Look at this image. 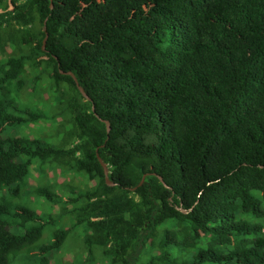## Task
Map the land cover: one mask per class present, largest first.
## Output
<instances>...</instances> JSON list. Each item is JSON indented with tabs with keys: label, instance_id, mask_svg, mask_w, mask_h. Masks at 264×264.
<instances>
[{
	"label": "trees",
	"instance_id": "1",
	"mask_svg": "<svg viewBox=\"0 0 264 264\" xmlns=\"http://www.w3.org/2000/svg\"><path fill=\"white\" fill-rule=\"evenodd\" d=\"M8 2L4 22L29 31L0 66V264L42 236L40 224L17 234L4 219L39 220L7 201L33 159L86 175L66 203L89 251L111 264H264V0ZM25 69L34 81L47 74L67 115L57 146L2 137L44 117L9 98ZM66 235L40 246L35 264H51Z\"/></svg>",
	"mask_w": 264,
	"mask_h": 264
},
{
	"label": "rangeland",
	"instance_id": "2",
	"mask_svg": "<svg viewBox=\"0 0 264 264\" xmlns=\"http://www.w3.org/2000/svg\"><path fill=\"white\" fill-rule=\"evenodd\" d=\"M8 0H0V66L4 65L9 56H14V49L19 43L20 37L29 31L27 27H17L15 24L4 22L3 15ZM26 53L28 45L20 46ZM17 56V55H16ZM29 75V76H28ZM26 79L22 89L18 90L15 83L8 86L9 98L19 108H27L31 112L41 111L44 117L37 123H23L21 125L6 127L2 137H22L24 139H39L52 146L62 142L64 131L68 125L67 115H58L61 106L58 104L50 90V80L46 73H42L37 81L30 78L28 70L25 69ZM21 118L27 115L19 111L9 109ZM18 161L26 160L25 156L17 157ZM51 161L41 162L38 159L32 160L29 174L19 188L18 196L8 197L7 201L21 205L33 210L39 220L23 222L22 219H13L10 215L4 219L15 225L13 232L20 234L25 229L35 224L42 225V236L36 242L32 252L22 250L9 258V264H35L36 253L40 246L52 241L53 235L59 230H67V235L62 245L48 252L51 264H111L110 257L102 253V249L93 246L91 251L84 243L86 228L83 225L74 226V220L69 211L71 206L66 201L73 197L74 188L83 189L88 185L86 175L82 173H65ZM38 188H47L57 195V198L49 199L45 194L37 192ZM13 213V208L9 210ZM35 254V255H34Z\"/></svg>",
	"mask_w": 264,
	"mask_h": 264
},
{
	"label": "water",
	"instance_id": "3",
	"mask_svg": "<svg viewBox=\"0 0 264 264\" xmlns=\"http://www.w3.org/2000/svg\"><path fill=\"white\" fill-rule=\"evenodd\" d=\"M45 24V23H44ZM45 30V28H44ZM46 39H47V34L45 35L44 39H43V42H42V49H44V46H45V42H46ZM60 74H66V75H69L72 79H73V82L77 88V90L79 91V93L83 96V98L86 100V101H90V98L86 95V93L84 92L83 88L79 85V83L77 82V79L75 78V76L71 73V72H63V71H59ZM92 111H94V108L92 107ZM104 124H105V127H106V132L109 133L110 131V125L107 121H103L101 120ZM97 160L99 162V164L101 165L102 169H103V174H104V178H105V182L108 186H115V184L111 181H109L108 179V170H107V167L105 165V163L102 161V159L98 156L97 154ZM144 178V177H143ZM143 178L141 179L139 185H141L143 183ZM158 179L159 181L163 184V186L165 188H168V186L163 182L162 178L160 176H158ZM182 212L185 213V211L181 210Z\"/></svg>",
	"mask_w": 264,
	"mask_h": 264
}]
</instances>
